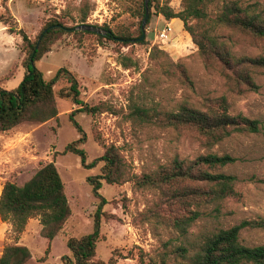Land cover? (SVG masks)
Wrapping results in <instances>:
<instances>
[{
    "label": "rangeland",
    "instance_id": "rangeland-1",
    "mask_svg": "<svg viewBox=\"0 0 264 264\" xmlns=\"http://www.w3.org/2000/svg\"><path fill=\"white\" fill-rule=\"evenodd\" d=\"M181 1L168 0L167 4L178 12ZM225 1L211 0L209 16ZM235 1L264 7V0ZM139 3L140 0H0V14H10L31 39L51 18H58L65 26H74L84 13L86 24L100 27L107 24L115 31L127 30L135 36L140 34L138 28L143 18ZM166 22H171L172 35L171 40L163 43L157 35ZM216 32L227 38L235 54L264 56V39L240 36L226 28ZM141 40L135 38L132 44L122 47L90 34H63L36 62L47 80L59 67L67 68L78 81L81 98L89 105L101 104L104 108L93 116L84 112L74 116L85 135L81 147L86 151L87 161L102 155L105 146L114 144L124 158L129 175H140L169 166L173 158L192 160L201 154L227 153L235 161L219 170L236 177L235 194L220 203L219 221L228 226L242 219L264 217V182L259 181L264 178V70L252 73L256 87L237 84L232 72L214 60H204L183 26L176 29V23L165 19L154 5L149 6ZM23 57L21 37L10 34L0 22V87L12 89L19 83L25 71ZM179 65L184 72L179 71ZM66 85L64 78L54 83L56 118L24 121L0 132V192L6 181L20 185L41 164L53 161L64 182L71 209L63 228L51 241L41 236L37 218L28 220L16 240L31 253L26 264H43L47 247L46 260L61 264V255L68 253L67 239L92 229L97 199L86 177L99 174L102 163L85 168L77 155L62 153L66 144L80 136L69 119L70 111L77 106L58 94ZM223 101L228 113L256 120L258 130L234 131L213 142L194 128L162 127L141 122L132 114L134 105L151 107L160 115V111H176L182 106L215 110ZM100 193L107 203L96 243L98 260L112 258L113 264H174L180 260L177 247L186 245L210 223V219L202 216L185 236L169 226L168 218L187 214L188 207L175 200L166 184L138 187L132 180L112 184L102 180ZM240 239L247 245L264 244V229L244 228ZM14 240L10 224L0 219V254Z\"/></svg>",
    "mask_w": 264,
    "mask_h": 264
},
{
    "label": "trees",
    "instance_id": "trees-1",
    "mask_svg": "<svg viewBox=\"0 0 264 264\" xmlns=\"http://www.w3.org/2000/svg\"><path fill=\"white\" fill-rule=\"evenodd\" d=\"M167 1L148 0L156 11L167 20H178L187 31L204 60H214L222 68L229 70L237 84L256 87L252 73L264 70V56L237 55L232 51L227 38L216 31L226 28L240 36L252 39H264V7L245 6L235 0L221 4L213 16H209L211 0H182V7L175 12ZM144 0H140L139 14L144 15ZM9 14L8 12H6ZM0 22L10 34H18L22 39L24 74L12 89L0 87V132L10 130L24 121L44 122L56 118L58 109L55 100L54 83L64 78L67 85L58 91L62 98H69L77 107L70 111L69 119L80 136L66 144L62 153H73L79 157L80 165L93 168L101 164L100 173L86 177L91 192L97 199L92 216L90 232L78 237H69L66 241L68 253L61 255V264H113L95 259L96 243L101 235V220L105 216L103 209L107 199L100 193L102 180L107 183H122L132 180L138 187L166 184L181 206H187V214L173 215L167 224L185 236L189 228L202 216L210 219L207 227L193 236L187 244L177 247L180 260L174 264H264V244L247 245L240 239L244 228L264 229V217L242 219L240 222L225 226L220 219V203L229 195L235 194L233 185L236 177L219 169L232 164L235 158L227 153H206L192 160L173 158L169 166L159 168L152 173L129 175L126 163L114 144L105 146L102 155L87 161L86 151L81 147L85 135L79 123L74 119L78 112L95 115L104 110L101 104L89 105L81 98L76 77L65 67H59L54 76L47 80L36 62L50 50L52 44L63 34H90L100 41L108 40L120 46L132 44L141 34L138 28L133 36L127 30H113L107 24L101 25L106 32L96 34L88 30L73 31V27L86 24L84 13L74 26H65L58 18H51L35 38L17 25L16 20L4 13ZM52 26V28H49ZM181 26V27H182ZM180 27V29H181ZM47 29L43 33V30ZM41 36L37 45V40ZM142 43L143 41H139ZM180 66V65H179ZM181 67V66H180ZM182 73L183 68L179 69ZM226 103H220L215 110H199L182 106L176 111L162 112L160 115L151 107L134 105L132 114L141 122L157 123L162 127H189L199 134L217 142L232 132H256L258 122L242 115L228 113ZM184 181L189 184H181ZM259 181L264 182V178ZM194 184H190V183ZM180 185V186H178ZM173 203L175 201L173 200ZM209 208V210H205ZM71 209L65 192L64 182L53 161L40 165L37 171L22 184L6 181L0 192V219L10 224L14 242L6 244L0 254V264H26L31 258L29 249L16 240L23 232L30 218H37L42 237L51 241L63 228ZM49 247L42 257L43 264H52L46 260Z\"/></svg>",
    "mask_w": 264,
    "mask_h": 264
},
{
    "label": "water",
    "instance_id": "water-1",
    "mask_svg": "<svg viewBox=\"0 0 264 264\" xmlns=\"http://www.w3.org/2000/svg\"><path fill=\"white\" fill-rule=\"evenodd\" d=\"M144 15H143V18H142V21H141V25H140V28H141V31H142V34L136 39V41H139L141 39H143L144 37V26H145V23L149 17V5H148V0H144ZM49 28H52V26H49ZM76 29H79V30H88V31H92L94 33H102L104 34L106 31L103 30L100 26H96V25H91V24H79L75 27H73V30H76ZM47 29H44L43 30V33L46 32ZM40 38L41 36H39L38 40H37V45L40 41Z\"/></svg>",
    "mask_w": 264,
    "mask_h": 264
},
{
    "label": "built area",
    "instance_id": "built-area-1",
    "mask_svg": "<svg viewBox=\"0 0 264 264\" xmlns=\"http://www.w3.org/2000/svg\"><path fill=\"white\" fill-rule=\"evenodd\" d=\"M171 35H172V26L171 22H166L163 29L159 31L157 37L159 41L165 43L168 40H171Z\"/></svg>",
    "mask_w": 264,
    "mask_h": 264
},
{
    "label": "crops",
    "instance_id": "crops-1",
    "mask_svg": "<svg viewBox=\"0 0 264 264\" xmlns=\"http://www.w3.org/2000/svg\"><path fill=\"white\" fill-rule=\"evenodd\" d=\"M173 21H174V24L176 23V29H180V27L182 26L180 21H178V20H173Z\"/></svg>",
    "mask_w": 264,
    "mask_h": 264
}]
</instances>
